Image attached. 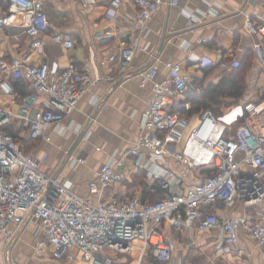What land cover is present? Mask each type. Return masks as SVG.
Returning <instances> with one entry per match:
<instances>
[{"label":"built area","instance_id":"built-area-1","mask_svg":"<svg viewBox=\"0 0 264 264\" xmlns=\"http://www.w3.org/2000/svg\"><path fill=\"white\" fill-rule=\"evenodd\" d=\"M1 1L7 8L0 13V26L9 27L20 20L31 47L42 52L49 29L44 1ZM122 1L111 0L106 13L109 18L115 17ZM129 1L136 6L130 15L136 28L143 27L163 5L177 4V0ZM79 2L86 7L97 0ZM181 10L193 20L188 10ZM243 25L251 36L258 38L252 46L262 61L264 20L246 16ZM50 42L66 50L75 45L69 35L61 33L53 34ZM139 48L135 37L108 55L107 59L118 66L119 79L129 76V65ZM239 64L238 59H231L224 66L236 68ZM165 66L167 73L160 79H156L154 62L136 74L141 86L151 85L153 96L140 113L141 124L133 145L108 157L87 182L91 199L79 194L70 180H59L43 171L42 159L26 152L4 125L13 116L26 125L30 137L49 140L46 130L75 110L94 84H117V76L93 77L86 65L74 61L51 76L46 61L33 64L0 57V94L15 95L10 76L23 78L32 89L22 97L14 113L0 109V239L6 245L4 255L8 264H19L10 257L16 240L12 229L28 222H34L44 236L45 244L36 249V256L66 259L69 263L80 260L112 264L113 254L134 251L138 252L139 263L148 253L162 263H170L177 244L163 234V224L202 231L218 228L222 239L216 254L220 256L235 245L240 233L264 248V88L259 98L244 103V119L236 128L223 123L210 109H203L186 134L191 108L186 94L193 89L192 79L179 62L167 61ZM38 93L44 99L35 105ZM130 157L137 158L134 169L143 170L147 192L156 196L155 200L143 199L141 191L129 194L123 188L128 178L125 162ZM152 158L174 160L179 176L160 163L153 164ZM68 160L81 162L82 158ZM187 175L197 179L187 181ZM114 186L119 187L107 195V190ZM239 200L255 207L254 212H232L219 217L201 211L202 206L216 203L232 208ZM152 236L157 240L151 241Z\"/></svg>","mask_w":264,"mask_h":264},{"label":"crops","instance_id":"crops-1","mask_svg":"<svg viewBox=\"0 0 264 264\" xmlns=\"http://www.w3.org/2000/svg\"><path fill=\"white\" fill-rule=\"evenodd\" d=\"M43 1L49 21V29L44 37L47 42L43 51L38 52L31 47L30 38L23 32L24 23L17 19L9 27L0 26V57L19 58L33 64L46 61L51 76L71 61L86 65L93 77L117 76L118 66L107 59L108 55L122 44L130 43L133 38L138 37L140 48L129 65V76L121 79L117 76V84L110 81L94 84L75 110L61 123L53 124L46 130L45 135L49 140L38 137L28 149V152L42 159L40 167L43 171L59 180H70L76 191L83 196L93 199L87 182L95 177L108 157L129 149L137 137L141 124L140 113L153 96L151 85L141 86L136 76L145 65L154 62L157 66L156 79H160L167 73V61L179 62L183 72L191 79L202 78L207 84L216 83L223 72L235 70L225 67L224 64L231 59H238L240 66L235 71L236 79L241 80L244 85L242 93L238 98L233 95L223 98L225 104L217 107L215 111L207 108L232 129L243 121L244 103L259 98L262 94L264 41L263 60L259 61L252 46L258 38L246 31L243 22L246 16L257 21L264 20V0H177L175 5H163L156 10L140 28L134 27L130 20L136 6L129 0L121 2L112 19L106 14L111 0H97L96 4L86 7L79 0ZM6 8L7 5L0 0V13ZM183 8L189 11L193 20L182 12ZM55 33L69 35L75 41L74 47L66 50L61 45L50 42ZM205 68L211 70L204 75ZM13 79L10 76V80ZM200 88L197 86L191 92L198 95ZM28 89L32 90L30 87ZM43 99L44 95L38 93L35 105H39ZM21 102L22 96L17 92L13 96L0 94L2 110L14 113ZM197 110L188 116V129L196 123L198 114L203 109ZM9 123H15V127L21 129L19 136L24 139L30 137L22 121L12 116L5 125ZM82 132L81 138L71 149ZM78 156L82 158L81 162L68 160L69 157ZM152 161L153 164H162L179 176L174 160L152 158ZM137 162V158L131 157L125 162L128 178L122 187L129 194L142 192L141 186L134 181L139 169H134ZM184 179L191 181L197 178L187 175ZM118 187L107 190V195ZM254 210L255 207L247 206L240 200L232 208L224 207L220 203L201 207L202 212H213L219 217H226L232 212L237 215L251 214ZM161 228L163 234L177 244L171 262L166 264H264V248L258 247L244 233L239 234L237 242L226 255L220 256L216 254L222 239L218 228L202 231L196 228L176 229L166 224ZM12 230L16 235L10 249L12 259L19 264H54L56 260L48 256H36V249L45 242L34 222H28L20 228L13 227ZM5 249L6 245L0 239V264H8L4 255ZM135 253V261L129 264L141 263L138 252L130 254ZM150 254L143 256L142 261L145 264H152ZM114 258L117 264H125L126 254L119 253ZM62 261L72 264L66 259ZM75 262L89 264L80 260Z\"/></svg>","mask_w":264,"mask_h":264},{"label":"trees","instance_id":"trees-1","mask_svg":"<svg viewBox=\"0 0 264 264\" xmlns=\"http://www.w3.org/2000/svg\"><path fill=\"white\" fill-rule=\"evenodd\" d=\"M240 66V64H239ZM238 66V67H239ZM237 68V67H236ZM235 68V70H236ZM211 68L204 69V75L210 71ZM234 69L230 72H223L220 76L219 80L214 82L207 83L204 87L202 86L198 95H195L194 88L197 85H201L203 82L202 78L193 77V89L186 94V100L191 103V108L188 111V114L191 112H195V110L200 111L202 109L210 108L211 110L215 111V109L219 106L225 104L223 98L229 97L233 95L235 98H238L239 95L242 93L244 85L241 83V80L236 79V71ZM15 93L17 92L22 97L27 95L30 91L28 89V83L23 78H14L13 81L11 80ZM200 87V86H199ZM244 119V117H243ZM15 123H9L4 126V129L9 131L15 138L21 139L20 143L26 152H28L29 147L32 145L36 138H23L19 136V132L21 129L15 127ZM138 175H135L134 181L135 184H139L142 188V196L143 199H148L153 201L156 199V196H152L147 192V183L145 182L144 172L142 169H138ZM141 177V179H139ZM150 262L152 264H164L160 262L153 254H150Z\"/></svg>","mask_w":264,"mask_h":264},{"label":"rangeland","instance_id":"rangeland-1","mask_svg":"<svg viewBox=\"0 0 264 264\" xmlns=\"http://www.w3.org/2000/svg\"><path fill=\"white\" fill-rule=\"evenodd\" d=\"M206 85V83L205 82H202L201 83V85H197V86H200V87H204ZM189 132V129L187 128V131H186V134ZM185 134V135H186ZM184 139H185V136L183 137V139H182V142L184 141ZM180 146H179V144H178V148H179ZM139 179H141V177H139ZM264 181V180H263ZM155 238L157 239V237L155 236ZM120 254H122V253H120ZM114 255V254H113ZM150 256V255H149ZM114 257H115V255H114ZM113 257V261H112V264H117V261L115 262V258ZM137 257V254L135 253L134 255H132V254H126V260H125V264H129V263H131V262H133V261H135V258ZM144 261V260H143ZM143 261H141V263L140 264H145V261L143 262ZM54 264H67V263H64L63 261H62V259L61 260H56L55 262H54ZM72 264H78V263H76V262H74V263H72ZM90 264V263H89Z\"/></svg>","mask_w":264,"mask_h":264},{"label":"water","instance_id":"water-1","mask_svg":"<svg viewBox=\"0 0 264 264\" xmlns=\"http://www.w3.org/2000/svg\"><path fill=\"white\" fill-rule=\"evenodd\" d=\"M82 134H83V132L78 135L77 139L73 142V145L71 146V149H73L75 147V145L77 144L78 140L81 138Z\"/></svg>","mask_w":264,"mask_h":264},{"label":"bare ground","instance_id":"bare-ground-1","mask_svg":"<svg viewBox=\"0 0 264 264\" xmlns=\"http://www.w3.org/2000/svg\"><path fill=\"white\" fill-rule=\"evenodd\" d=\"M157 239L155 238V236H152V238H151V241H156Z\"/></svg>","mask_w":264,"mask_h":264}]
</instances>
